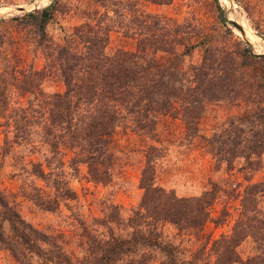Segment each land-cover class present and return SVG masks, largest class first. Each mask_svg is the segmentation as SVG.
Here are the masks:
<instances>
[{
    "label": "rangeland",
    "instance_id": "rangeland-1",
    "mask_svg": "<svg viewBox=\"0 0 264 264\" xmlns=\"http://www.w3.org/2000/svg\"><path fill=\"white\" fill-rule=\"evenodd\" d=\"M52 1L56 7L45 34L53 44L62 45L72 28L87 24L92 44L107 39L105 54L137 52L156 68L178 72L169 86L172 114L156 115L153 126L138 132L125 117L100 149L108 159L91 164L100 178L87 173L85 153L43 127L49 125L50 97L64 91L57 65L32 93L18 87L28 66L42 70L46 49L34 45L29 27L9 19ZM229 19L248 29L247 39ZM0 20L6 97L0 112V191L50 246L74 264H92L102 242L128 238L151 147L153 186L177 199L210 192L207 217L195 225L175 224L164 217L162 200L153 204L156 208L141 209L137 229L155 238L160 249L138 245L113 264H169L163 246H170L174 264L264 260V229L256 221L264 212V194L255 195L257 212L244 215L241 205L245 188L264 181V59L255 56L264 54V0H0ZM249 55L260 61L240 66ZM21 117L17 126L23 130L15 139L11 118ZM232 148L240 153L229 162L216 153ZM0 225V264H39L5 223ZM254 257L255 263L246 262Z\"/></svg>",
    "mask_w": 264,
    "mask_h": 264
},
{
    "label": "trees",
    "instance_id": "trees-1",
    "mask_svg": "<svg viewBox=\"0 0 264 264\" xmlns=\"http://www.w3.org/2000/svg\"><path fill=\"white\" fill-rule=\"evenodd\" d=\"M55 7L56 1H52L41 10L9 19V22L15 21L21 27H29L35 36L34 45L46 49L42 70L35 71L28 66L21 72L17 81L18 87H21L24 93H32L37 82L46 72L48 73L50 67L57 65L62 75L64 91L50 97L49 125L43 127L50 133L54 132L53 137L56 139L65 137L71 147H77L80 152L85 153L86 158L82 162L87 165V173L93 178H100L102 174L91 167V164L96 161L103 165L104 160L108 159L100 149L125 117L130 119L131 129L138 132L153 126L156 115L172 114L173 107L170 103L172 94L169 86L176 79L178 72L170 68H156L137 52L116 51L111 55L105 54L101 48L105 46L107 39L100 38L97 44H92L90 37L92 29L87 24L72 28V31L63 37L62 45L53 44L45 34V26L51 19ZM244 60L245 63H241L240 66H252L260 61L250 55ZM5 62L8 64L9 61ZM2 77L3 73L0 72V79ZM5 107V86L0 81V112ZM23 119L11 118L15 139L22 133L23 125L19 127L17 125L23 124ZM187 123L186 118V126ZM55 138L50 141L51 146L55 145ZM150 151H153V148L149 147L145 154V166L139 182L143 194L128 220L130 225L134 224L131 226L132 232L128 238L111 237L102 242L100 255L92 264H113L120 256L135 250L138 245L159 248L155 238L144 237L143 233L138 231L136 223L141 209L146 210L149 206L156 208L153 204H159L160 200L162 208H166L164 217L175 224L180 221L195 225L199 219L207 217L206 208L210 203V192H204L198 198L177 199L171 191L153 186ZM251 151L255 154L254 150ZM251 151L248 150V153ZM220 152L223 153L221 157L227 162L240 153L233 148L217 151V155ZM257 193L260 196L264 194V181L250 184L245 188L241 198L244 215L248 211H258V202L255 200ZM260 216L261 218L256 220L258 228L264 229V212ZM2 223H5L8 232L21 246L39 260V264H74L60 253L59 247L50 246L43 233L23 220L0 191V224ZM236 227L238 228V223L235 224L234 228ZM41 243H47L49 249ZM161 250L169 255L168 263L174 264L170 246H163ZM249 260L255 263L256 257L247 259L246 262ZM223 263L228 264V261ZM258 264H264V260Z\"/></svg>",
    "mask_w": 264,
    "mask_h": 264
},
{
    "label": "water",
    "instance_id": "water-1",
    "mask_svg": "<svg viewBox=\"0 0 264 264\" xmlns=\"http://www.w3.org/2000/svg\"><path fill=\"white\" fill-rule=\"evenodd\" d=\"M38 10L37 4L34 5V8L31 11H35ZM16 11L22 12L23 9L18 7L16 8ZM228 24H230L236 31H238L242 36L244 34L242 27L237 23L234 22L232 20H226ZM257 58H261L264 59V54H259V55H255Z\"/></svg>",
    "mask_w": 264,
    "mask_h": 264
},
{
    "label": "bare ground",
    "instance_id": "bare-ground-1",
    "mask_svg": "<svg viewBox=\"0 0 264 264\" xmlns=\"http://www.w3.org/2000/svg\"><path fill=\"white\" fill-rule=\"evenodd\" d=\"M45 1H47V0H42V2H45ZM229 20H231V19H229ZM234 22H237L241 27H242V29H243V32H244V34H243V38H248V29H246V27L244 26V25H241L239 22H238V20L237 19H234L233 20Z\"/></svg>",
    "mask_w": 264,
    "mask_h": 264
}]
</instances>
